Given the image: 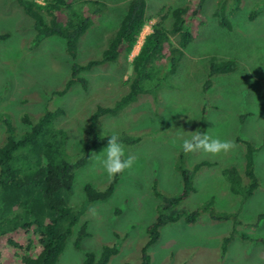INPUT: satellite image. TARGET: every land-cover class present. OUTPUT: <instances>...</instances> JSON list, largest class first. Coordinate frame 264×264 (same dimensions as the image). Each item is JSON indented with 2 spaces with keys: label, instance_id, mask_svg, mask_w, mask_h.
<instances>
[{
  "label": "rangeland",
  "instance_id": "1",
  "mask_svg": "<svg viewBox=\"0 0 264 264\" xmlns=\"http://www.w3.org/2000/svg\"><path fill=\"white\" fill-rule=\"evenodd\" d=\"M83 1L78 0L89 8L87 13H98L78 40L73 60L80 64L100 56L129 0ZM235 1L237 8L228 16L230 28L220 27L213 16L215 7L219 4L228 14ZM144 2L148 19L130 53L80 72L85 87L76 82L57 94L71 63L63 40L51 35L37 41L31 19L15 0H0V34L5 35L0 39V145L11 135L8 125L15 135L22 133L28 128L24 115L32 123L44 109L55 108L62 113L33 145L17 150L12 162L24 170L49 160L73 162L81 156L83 144H88L87 156L74 168L70 186L58 191L66 211L56 219L57 227L64 230L72 216L75 221L55 264H82L85 252L98 255L105 245L117 249L106 264H136L147 239L145 228L159 214L178 218L158 227L157 240L146 247L148 264H264V219L258 218L264 213V0H203L198 16L187 20L192 39L182 48L176 69L157 72L144 81L147 91L115 113L98 115L91 125L97 106L110 107L126 91L132 75L130 60L156 15L186 0ZM170 21L167 16L166 28ZM170 39L176 44V35ZM211 58L232 59L234 68L208 76ZM207 79L209 85L203 89ZM199 126L200 133L233 141L235 147L215 156L203 151L185 153L182 140ZM113 133L134 162L116 177L105 199L89 202L85 184L103 190L113 179L96 160L107 147L105 138ZM237 139L255 148L257 185L247 197H243L245 146ZM229 167L241 177L236 192L223 173ZM179 169L189 177L191 189L173 204L169 198L183 189ZM27 200L40 206L39 212L28 214L41 221L57 214L43 206L37 183L29 187ZM23 208L19 205L11 215L23 216ZM193 210H198L195 221L184 222ZM211 213L231 216L214 219ZM80 226L85 235L75 246ZM224 237L229 239L222 245Z\"/></svg>",
  "mask_w": 264,
  "mask_h": 264
},
{
  "label": "trees",
  "instance_id": "2",
  "mask_svg": "<svg viewBox=\"0 0 264 264\" xmlns=\"http://www.w3.org/2000/svg\"><path fill=\"white\" fill-rule=\"evenodd\" d=\"M203 0H186V3L175 6L168 11L156 15V20L151 24L150 29L153 34L147 33L143 36L142 42L136 54L130 60L132 75L127 80L126 91L119 96L110 107L97 106L91 116V125L96 123L98 115L103 113H115L119 108L130 102L139 93L148 90L144 81L150 79L157 72L172 73L176 69L178 59L182 56V48L192 39L191 24L187 23L198 16ZM16 4L22 9L23 13L31 19V26L35 31L34 38L38 41L44 36H57L64 42L66 54L71 59L69 76L64 83V87L57 91L63 94L72 84L78 82L81 87H85L84 79L79 75L82 71H88L92 67L102 65L107 62H114L119 55L126 56L130 53L136 43L139 34L147 21L145 17L144 0H129L125 12L122 14L114 32L109 36L108 42L101 50L100 56L89 59L80 64L74 62L76 48L80 36L91 24V17L98 12L87 13L89 8L81 6L78 0H44V5L38 4L36 0H15ZM87 3L88 0L83 1ZM237 8V1L232 2L228 7V14L222 12L219 4L213 11L217 24L225 29L230 28L228 16ZM64 12H67L63 17ZM169 16L170 26L166 28L163 24L165 18ZM252 16L249 15V18ZM177 37L176 44H173L170 35ZM5 35L0 34V39ZM211 58L208 63V76L212 74H223L230 72L234 68L232 59L215 61ZM151 74V75H150ZM209 85L207 79L203 84V89ZM150 89V87H149ZM62 113L60 108L44 109L37 119L28 123L30 120L26 115L22 121L28 128L19 134L14 133L13 127L7 126L10 136L5 138L0 145V264H55L61 253L65 239L70 231V226L75 221V217L69 218L68 226L61 230L56 225V219L63 216L66 209L58 191L70 186L73 177V170L80 165L87 156L88 144L84 143L80 149L81 156L69 162L60 159L55 162L49 160L43 166L35 169L17 166L12 159L17 150H21L29 145H33L38 137L46 130V127ZM5 125V123H4ZM196 132H202L199 126ZM109 137L105 138V142ZM100 140V139H98ZM245 146L243 176L247 181V188L243 197L251 194L257 185V178L253 171V152L255 148L248 141L237 139ZM103 142V141H100ZM39 161V160H38ZM182 176V191L169 198V201L176 204L191 189L190 179L187 174L179 169ZM19 172L23 174L20 176ZM227 174L229 188L234 192L237 183L240 182V175L234 167H229L223 171ZM119 174L113 176L112 181L103 190H95L90 185L83 187L87 201L103 200L112 190V185ZM34 183L38 185V192L42 199L43 206L51 211L57 212L52 219L41 221L37 216L28 213L31 210L40 211V206L33 205L27 200L29 187ZM236 192V191H235ZM24 196V197H23ZM23 200L21 201V199ZM23 208V216L11 215ZM8 210V212L6 211ZM198 216V210H193L184 216V222L191 223ZM231 215L220 213L213 214L214 219H226ZM178 215L156 216L155 220L146 226L147 239L141 248L140 261L136 264H148L146 247L153 244L158 238V227L166 221H175ZM264 219V213L258 215ZM85 235L84 227H79V233L74 242L75 246L81 236ZM229 237H224L222 245L227 242ZM264 244V241H261ZM116 247L102 246L98 255L92 252H85L82 264H106L109 257L115 254ZM122 264H132L124 262Z\"/></svg>",
  "mask_w": 264,
  "mask_h": 264
},
{
  "label": "clouds",
  "instance_id": "3",
  "mask_svg": "<svg viewBox=\"0 0 264 264\" xmlns=\"http://www.w3.org/2000/svg\"><path fill=\"white\" fill-rule=\"evenodd\" d=\"M38 4L44 5V0H37ZM147 34H153L151 29H148ZM107 147L102 150V156L97 155L96 160L104 168L109 176H115L130 168L134 162V158L125 154V147L120 140L118 134L113 133L108 136ZM235 147L233 141L220 140L213 138L206 133H189L188 138L182 140L181 148L185 153L203 151L204 153L213 156L221 152L227 153Z\"/></svg>",
  "mask_w": 264,
  "mask_h": 264
}]
</instances>
